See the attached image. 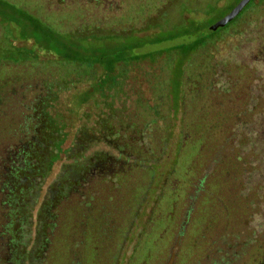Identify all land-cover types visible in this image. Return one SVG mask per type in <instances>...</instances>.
Instances as JSON below:
<instances>
[{
  "label": "trees",
  "instance_id": "1",
  "mask_svg": "<svg viewBox=\"0 0 264 264\" xmlns=\"http://www.w3.org/2000/svg\"><path fill=\"white\" fill-rule=\"evenodd\" d=\"M129 1L74 0L80 20L63 32L26 3L0 0L4 33L63 63L74 64L78 54L77 65L102 68L98 75L85 72L90 86L71 96L65 114L57 106L74 79H55L29 49L18 67L0 59V264H144L170 238L203 251L212 264H264V21L247 43H234L238 63L219 68L204 49L229 38L218 32L239 14L211 27L239 0L210 22L205 11L225 2L144 0L153 14L141 29L135 22L149 11H126ZM260 2L250 0L242 13ZM86 6L94 11L84 18ZM183 26L195 29L173 32ZM129 29L158 32L137 46L192 37L169 44L173 63L158 87L165 97L141 105L147 114L112 107L103 95L116 83L121 60L103 51V43ZM199 50L210 56L207 62L195 60ZM216 74L224 76V87L214 83ZM97 94L105 111L78 115V106ZM73 114L84 122L64 147ZM246 255L248 263L239 261Z\"/></svg>",
  "mask_w": 264,
  "mask_h": 264
},
{
  "label": "rangeland",
  "instance_id": "2",
  "mask_svg": "<svg viewBox=\"0 0 264 264\" xmlns=\"http://www.w3.org/2000/svg\"><path fill=\"white\" fill-rule=\"evenodd\" d=\"M13 1L26 3L27 7L30 10H32L33 12H37L42 19H45L49 24H51L59 31H73L75 20H80L78 16L77 19L75 17L78 14V11H74V0ZM235 1L236 0H218L216 2L217 6H223L225 2L224 8H208L205 11L207 16L206 21L210 22L223 15L225 11H227V8H230L235 3ZM202 2H205V0H197L198 5H201ZM139 6L142 7L145 13L149 11V13L144 14V16L140 15L139 19L135 22L136 27L141 29V27L145 26L144 18L153 14L152 11L150 12V9H152L151 3L144 4V0H131L124 6L123 9L132 7V9L137 10ZM249 7H247V9L243 13L241 11V15L239 13V16L235 19V21H232L230 24H228L218 32V34L220 33L226 35L225 38L227 36L229 38H226V40L213 39L211 44L207 45L204 49L206 50V53L212 51V60L213 62L218 63L219 68H221V66L223 65H227L230 62L236 61L234 53L237 49V45L234 46V43H247L249 40V35L254 33L255 30H257L260 24L264 21V0H262V2H260L259 4L255 3L254 6H251L250 8ZM93 11V8H90L89 6L84 7L83 13L85 14L83 15V17L87 18L85 15L88 16V14L92 13ZM188 14L189 13H185L184 16H190V14ZM4 27L5 25L0 21V59L4 58L6 59V61L9 60L8 62L11 66L18 67L22 64L21 60H18V58L25 57L27 54L26 52L29 49L32 50L34 54H28V58H30V55L35 56L37 61H39L40 63H44V65L46 63L47 66H45L48 67L46 69L49 70V72L55 79H74V84H72V86L68 90L60 95V105L57 106L59 111H63L65 114L67 113L66 110L70 109V101H72L70 99L71 96L73 94L77 96L90 86L91 81L88 80L87 74H85V72H92L95 75H98L102 72V68L99 66H91L88 64H83L82 66L77 65L79 63V61L77 60H80V56L78 54L76 55V61H74V64L63 63L57 56L50 54V52L44 51L42 48L40 49L38 46H35L32 41L19 38L14 39L17 34L7 35L6 33H4ZM194 29L195 26L186 28L183 26L173 30V32L180 34L188 31L193 32ZM166 33L173 34L172 32ZM157 35L158 32L156 30L137 34L133 30L129 29L125 32L124 35L111 37L103 43V51L105 50L106 52L109 51L113 54H117L121 59L117 63V68L115 69L117 70L116 75H118L116 83L107 85L106 89L104 90L105 92L103 93L104 97L108 96L114 102L112 107H124L126 113L139 112V114H147L150 111L146 108L144 109L141 105L147 104L151 106L154 103H157L156 99L159 95H161V97H165V93H161L158 87L160 85V82H162L163 79L167 77V71L173 63L172 51H167V49L175 42L171 40L169 43L164 42L156 45H136L138 43H141L142 41L145 42L153 40ZM83 38L81 36L76 37L77 40L87 42V40ZM16 46L23 47V49H19ZM158 49H162L164 51L160 54L155 53L154 55H151L149 57L146 56L147 53L151 51L157 52ZM134 55H139L138 59H125L127 56L131 57ZM193 57L198 63H203L202 58L204 57V55L201 50H199L197 54H193ZM209 59L210 56H208L207 58H203V60L206 62ZM33 70L36 71V68H34ZM194 70L198 72L200 68L194 67ZM35 71H33L32 74H36ZM224 80L225 78L221 74H216L213 79L214 83L221 87L225 86ZM94 97L95 100H90L84 105L78 106L76 111L78 115L84 116L85 112L91 114L93 118L94 114L98 113L99 111H105L104 105L102 104L103 100L101 101V99H103V96L101 94H97L94 95ZM168 110L169 118L167 123L171 127V125L174 123V108H172L170 105ZM70 118H72L71 120H73L69 122L72 126L71 128H69V136L64 143V147L70 145L74 134V129L84 122L82 118H78L79 120L74 119V114ZM151 125L152 124L150 123L149 126ZM147 228H149V231L151 229V226H147ZM139 234L140 231L136 230L135 235L138 236ZM168 236H170V234ZM170 239L168 240L169 243L165 248H162V250H160L159 252L153 251L154 254L148 257L144 264H212L210 259L202 256L204 254L203 251L194 252L193 250L188 249L183 245V247H181V245L178 243H172V240ZM116 244H118V241L112 242V246L116 247ZM138 256H144L143 250L139 251ZM120 257H124V250ZM239 261H241L242 263H248L249 258L247 255L241 256V259ZM118 262L119 261H117V263ZM109 263V260H106L104 262V264Z\"/></svg>",
  "mask_w": 264,
  "mask_h": 264
},
{
  "label": "water",
  "instance_id": "3",
  "mask_svg": "<svg viewBox=\"0 0 264 264\" xmlns=\"http://www.w3.org/2000/svg\"><path fill=\"white\" fill-rule=\"evenodd\" d=\"M250 0H239L238 3L222 18L220 19L215 25L211 27V29H214L216 26H222L226 24L227 22L234 19L241 11L242 9L248 4ZM192 39V37H182L180 39H177L175 42H182V41H188Z\"/></svg>",
  "mask_w": 264,
  "mask_h": 264
}]
</instances>
